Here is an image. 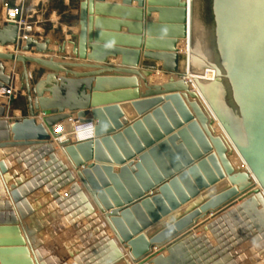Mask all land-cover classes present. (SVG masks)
I'll use <instances>...</instances> for the list:
<instances>
[{
    "label": "water",
    "instance_id": "95a60500",
    "mask_svg": "<svg viewBox=\"0 0 264 264\" xmlns=\"http://www.w3.org/2000/svg\"><path fill=\"white\" fill-rule=\"evenodd\" d=\"M122 1L103 9L126 10L135 2L138 23L144 14L158 19L133 24L137 36H93L92 3L85 0L76 8L80 35L57 52L51 40L40 42L25 26L0 27V47L16 50L0 52V89L15 88L17 74L27 102V116L15 119L0 98V153L28 155L46 175L26 160L39 175L11 179L0 160V264H49L28 222V197L46 188L66 216L51 238L70 230L81 236L89 230L84 221L99 237L94 246L85 243L91 256H74V264H121L126 251L132 264H238L242 249L248 253L243 263L264 264V0H209L208 14L203 0ZM112 38L115 45L105 46ZM121 39L137 50L122 47L128 42ZM181 41L188 43L190 80L184 71L179 77ZM68 43L74 60L56 59ZM119 56L122 66L106 65ZM142 59L161 63L168 81L150 85L156 72L143 68ZM30 65L46 78L36 83ZM108 84L135 91L107 95ZM73 120L94 125L95 138L62 141L60 125ZM234 153L246 169H236ZM50 176L52 186L43 179ZM68 187L62 197L59 191ZM199 220L206 221L200 237L191 232Z\"/></svg>",
    "mask_w": 264,
    "mask_h": 264
},
{
    "label": "crops",
    "instance_id": "0c3cea01",
    "mask_svg": "<svg viewBox=\"0 0 264 264\" xmlns=\"http://www.w3.org/2000/svg\"><path fill=\"white\" fill-rule=\"evenodd\" d=\"M54 3L55 0H2V8L5 11L6 5L11 6H18L21 9V19L25 22L27 26L32 27L31 34L33 37L37 38L40 42H46L47 40H51V44L49 46L50 49L57 52L59 46H62L64 42H70L69 40L64 41L63 40V34L71 35H80V27L76 26V16L78 15V10L76 8H79V2L83 3L85 0H57L58 7H51V3ZM92 3V9L88 12V19L91 20V31L92 35L95 36L96 33L104 32L109 34H116V35H124V36H137L138 29L134 27L133 24H143L150 22H156L158 19V14H153L152 17L147 16L144 14V23H138L136 21L137 14L133 12V9L138 8L137 3H133L128 9L126 10H118L115 8L106 9L103 7H106L107 5L110 6H122L123 1L122 0H104L103 2H100L98 0H90ZM23 4V5H22ZM57 6V5H56ZM100 8V11L98 10ZM47 11H43V10ZM39 12H44V15H39ZM37 17V18H36ZM44 19L46 21V24H49L47 26L42 25L43 23L37 22L36 20ZM111 21L109 25L104 24L103 22ZM119 22H123L119 23ZM5 23V22H4ZM2 23V24H4ZM126 23L127 25H125ZM0 25V27L2 26ZM90 27V26H89ZM45 30L47 32H45ZM145 32V31H144ZM146 33V32H145ZM144 33V34H145ZM50 37H46V36ZM146 35V34H145ZM145 35L144 38V44L142 48L139 50L141 52H145ZM43 36V37H42ZM120 40V39H118ZM113 38L110 39V43H105V46H113L115 44L112 43ZM126 41L128 44L122 45V47L126 49L135 50L136 47L132 43L133 41L129 40H123ZM185 42L181 41L180 43ZM93 43H95V39L93 40ZM179 43V44H180ZM177 45L178 50L184 54L179 46ZM120 46V45H119ZM11 48V47H9ZM72 49L73 46L69 43L67 44V52L64 55L66 58L65 60H74V57L72 56ZM137 50V49H136ZM91 53V50H88V54ZM34 57H41L38 54L30 53L27 54ZM48 59L49 57H42ZM56 59H61L57 55H55ZM122 57H108L106 65L112 66V67H120L122 66ZM89 62V61H86ZM90 63V62H89ZM93 64H99L92 62ZM141 64L143 68H146V65L148 66H155L157 67L156 75L148 78V83L150 85H163L168 81L169 75L163 73L161 71L162 64L161 63H154L149 62L146 60L141 61ZM6 67V74L12 76L13 68L10 63H5ZM181 69L184 70V73H186L187 68V58L185 57L182 60V63L180 65ZM151 68V67H148ZM30 70L35 73L39 72L41 73L42 70H39V68L35 65H30ZM79 72H85L88 70H77ZM43 77L40 80H44L47 76L46 72H42ZM110 74H108L109 76ZM160 76L164 78L162 82L156 81V76ZM63 76V75H60ZM112 76V75H110ZM16 87L20 89V78H16L15 81ZM139 84L141 91H144L143 82L139 79ZM135 91L134 86L131 85H124V86H113V85H105L104 87V94L107 95H113L115 96L118 93H124V94H131ZM21 96L26 97V92L21 93ZM46 96H49L48 94ZM7 103L6 101H4ZM16 104H11V108H13L12 117L22 118L24 115V112L26 113L27 107H22ZM26 117V116H25ZM63 126V128L67 129L70 133H77L79 131H82L83 129H86L87 126H83L80 124H76L75 122H70ZM65 160V157L62 158ZM0 160L4 161L9 169L10 174L9 177L11 179L15 178L22 179V177H25L27 180H33L38 175H34L28 167H26L25 161L30 160L34 162V158H21L20 153L15 154H6L4 152L0 153ZM44 162H49V158H45ZM65 162V161H64ZM68 164V162H65ZM82 186V184H80ZM70 188H65L63 190L59 191V194L62 197H66ZM28 201L30 203V207L33 210L32 214L29 215L28 222L30 224V227L32 231L35 233L36 237L39 239L40 242L43 243L42 248V254L46 258V261L49 264H74L73 257H77L80 255H83V259H87L91 253H87L89 249L85 246V243H89L91 246H94L98 242V235L95 232V229L91 226V224L88 221H84L82 225L85 228H89V230H84L82 232L81 236H79L74 230L67 231L65 233H62L58 236H55V238H51L50 234H55L56 230L60 228V223H62L63 218L66 216L63 214L62 210L57 206L55 200L53 199L51 192L46 188L40 190L38 193H35L34 195H31L28 197ZM98 216H101L100 212L97 210ZM211 218V217H210ZM212 220V219H211ZM210 221V220H209ZM200 224H202V221H200ZM107 232V231H106ZM198 237L202 236L204 234V229L202 231L195 233ZM108 236L111 238H114L112 233L109 231ZM212 243L214 246H216V242L212 240ZM167 254V253H166ZM165 254V255H166ZM91 256V255H90ZM248 256V253L241 250L240 253L237 254L235 257L236 261H238V264H251V263H243L244 259ZM127 258V257H126ZM218 259H221L218 256ZM128 260V259H127ZM126 264V263H123ZM214 264V263H211ZM254 264H259L257 262H254Z\"/></svg>",
    "mask_w": 264,
    "mask_h": 264
},
{
    "label": "bare ground",
    "instance_id": "6f19581e",
    "mask_svg": "<svg viewBox=\"0 0 264 264\" xmlns=\"http://www.w3.org/2000/svg\"><path fill=\"white\" fill-rule=\"evenodd\" d=\"M0 7H1V5H0ZM2 8V7H1ZM3 12V18L7 15L6 13V11H2ZM5 15V16H4ZM1 16V15H0ZM2 17V16H1ZM2 19V18H1ZM1 25V24H0ZM180 46H179V48H180V50L184 53V55H186V57L188 56V43H187V41H185V42H182V43H180L179 44ZM13 50H14V47H11V48H9V52H13ZM1 52V51H0ZM1 53H5V52H1ZM183 55V54H182ZM181 63H182V61L180 62V65H181ZM187 65H188V60H187ZM186 70H187V68H186ZM213 72H209L207 75H206V77H207V79H213ZM186 78L188 79V80H190L192 77L191 76H189V75H187L186 76ZM156 81L157 82H162L163 80H164V78H162V77H160V76H156ZM169 79V78H168ZM39 120L41 121L42 119H41V117L39 118ZM70 122H72V121H70ZM70 122H65L64 124H62V125H65V124H68V123H70ZM73 122H74V120H73ZM76 123V122H75ZM76 124H79V123H76ZM80 125H83V126H87V128L86 129H83L82 131H79V132H75V133H70L66 128L64 129L63 128V130H62V138H61V140L62 141H64V140H68V139H71L73 142H80V141H87V140H90V139H94L95 138V128H94V125H87V124H80ZM60 127H62V126H60ZM215 130H216V132L217 133H222V131H221V129H220V127H219V125L217 124L216 126H215ZM56 153H57V155H58V157H59V159L61 160V161H65L66 162V158H65V160H63L62 158L63 157H65L64 156V154L61 152V150L56 146ZM28 154V153H27ZM25 157H26V155H25ZM27 158H28V155H27ZM231 160H232V163L234 164V166L236 167V169L237 170H244V169H246V166H245V164L243 163V161H242V159L240 158V156L237 154V153H234V155L232 156V158H231ZM29 162H32V161H30V160H28ZM27 161V162H28ZM64 162V163H65ZM66 164V163H65ZM30 166L35 170V171H37V172H39V173H41L42 174V176H44V177H46V175L44 174V172H41L40 170H42V169H37L36 167H39V164L37 163V162H34L33 161V163L31 164L30 163ZM47 168V167H46ZM43 171H44V169H43ZM46 173H47V175H50V174H48L49 173V170H46ZM44 179V181L45 182H47V184L49 185V186H52V184H51V182H52V176H50L49 178H43ZM54 183H56V181H53ZM52 182V183H53ZM27 190V187H23V191H26ZM39 192V191H38ZM37 192V193H38ZM211 217V218H210ZM213 218V215H210V216H208V218H207V220L209 221V220H211ZM200 221H202V224H200ZM205 222L206 221H203V220H199L198 222H197V225H195L192 229H191V232H194V233H196V232H199V231H202V229H203V226H204V224H205ZM109 233V230L107 229V234ZM159 250L156 248V251L155 252H158ZM127 254H128V251H126V260L123 262V263H126V264H132V262L130 261V259H129V257L127 256ZM128 259V260H127ZM123 263H121V264H123Z\"/></svg>",
    "mask_w": 264,
    "mask_h": 264
},
{
    "label": "rangeland",
    "instance_id": "374dc122",
    "mask_svg": "<svg viewBox=\"0 0 264 264\" xmlns=\"http://www.w3.org/2000/svg\"><path fill=\"white\" fill-rule=\"evenodd\" d=\"M208 1L209 0H203V9H204V11H205V13H209V5H208ZM58 2L59 1H57V0H55L54 1V3H53V1H52V3H51V7H58L59 5H58ZM57 5V6H56ZM3 8H1L0 7V15L2 16L1 18L2 19H0V24H2V23H4L5 22V17L3 18ZM44 12L45 11H47L46 9L45 10H43ZM44 12H42V13H40L39 12V15L41 14V15H44L45 13ZM5 16V15H4ZM37 18V17H36ZM37 22H42L43 24L42 25H45V26H47V25H49V24H46V21L44 20V19H38V20H36ZM48 31V30H47ZM46 30H45V32H47ZM63 36V40L64 41H66V40H69L70 39V41H72L73 39H72V37L70 36V34L69 35H67V34H63L62 35ZM43 37V36H42ZM46 37H50L49 35L48 36H46ZM0 51L1 52H7V51H9V48H2V47H0ZM16 50L14 49L13 50V52H15ZM58 57H60V56H58ZM186 57V55H184L183 54V56H182V60L184 59ZM61 59H63V60H65V59H68V58H66L65 56H61L60 57ZM187 58V57H186ZM146 67H151L152 69H154V71H157V70H155V69H157V67H155V66H148V65H146ZM181 71H182V74H180L179 75V77L180 78H182L183 77V69H181ZM13 72H14V70H13ZM42 72H44V71H41V73H39V72H35L34 73V76H35V79H36V83L38 82V81H40V79L43 77V74H42ZM16 78H20V76L19 75H17L16 74V76H15V81H16ZM15 89H16V91H17V93H19L20 95H21V93H23V92H20L19 91V88H17V87H15ZM22 98L21 99H18V97H17V95L16 96H14L13 98H11L10 100H5V99H3V101H6L7 103H9L10 104V106H11V104L13 105V104H16V103H19L18 105H20V106H22V107H27V102H26V97H23V96H21ZM26 110H27V108H26ZM25 110V111H26ZM25 116H27V112L24 114Z\"/></svg>",
    "mask_w": 264,
    "mask_h": 264
},
{
    "label": "built area",
    "instance_id": "2783aa9c",
    "mask_svg": "<svg viewBox=\"0 0 264 264\" xmlns=\"http://www.w3.org/2000/svg\"><path fill=\"white\" fill-rule=\"evenodd\" d=\"M23 5V4H22ZM5 11L7 12L5 16V22L10 23V24H17L20 26H25L26 30L31 32L32 27L27 26L25 22L21 19V9L18 6H11V5H6ZM17 91L15 88H10V89H0V98L5 99V100H10L14 96H16ZM63 126L59 128V132H62Z\"/></svg>",
    "mask_w": 264,
    "mask_h": 264
}]
</instances>
